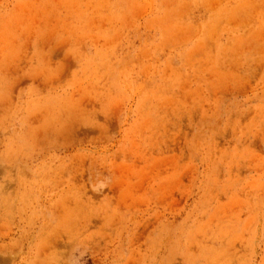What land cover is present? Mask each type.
Returning <instances> with one entry per match:
<instances>
[{"label":"rangeland","instance_id":"obj_1","mask_svg":"<svg viewBox=\"0 0 264 264\" xmlns=\"http://www.w3.org/2000/svg\"><path fill=\"white\" fill-rule=\"evenodd\" d=\"M0 264H264V0H0Z\"/></svg>","mask_w":264,"mask_h":264}]
</instances>
